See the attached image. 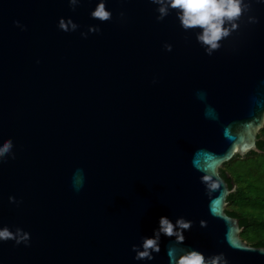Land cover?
Masks as SVG:
<instances>
[{
  "label": "water",
  "instance_id": "1",
  "mask_svg": "<svg viewBox=\"0 0 264 264\" xmlns=\"http://www.w3.org/2000/svg\"><path fill=\"white\" fill-rule=\"evenodd\" d=\"M97 3L0 0V144L11 138L15 152L0 164V227L31 234L27 247L0 243V264H169L174 238L162 235L152 261L132 251L161 216L193 222L178 250L264 264L226 212L235 189L221 176L264 152V5L209 56L175 10L157 21L149 0H106L113 16L101 22ZM61 17L79 27L60 30ZM89 26L101 31L85 39Z\"/></svg>",
  "mask_w": 264,
  "mask_h": 264
},
{
  "label": "clouds",
  "instance_id": "2",
  "mask_svg": "<svg viewBox=\"0 0 264 264\" xmlns=\"http://www.w3.org/2000/svg\"><path fill=\"white\" fill-rule=\"evenodd\" d=\"M156 5L157 21H163L170 13L175 10V14L180 22V26L185 30H199L197 34L198 42L204 47L205 53L209 56L222 47V41L232 32L239 28V21L246 14L251 13L253 3L264 5V0H149ZM69 6L73 11L81 4V0H68ZM120 17L125 18V13L120 12ZM93 19L101 22H107L112 19L113 13L106 7V0H98L95 8L90 12ZM247 21L250 24L259 22L254 15H247ZM19 27H25L19 20L14 22ZM57 27L68 33L75 32L79 27L71 17H61ZM99 26H89L87 32H81L80 35L87 39L89 33H99ZM166 51L171 52L173 46L169 43L164 44ZM39 63V61H37ZM157 81L154 79L153 83ZM200 100L206 99V94L202 91L197 92ZM208 110L206 109V115ZM14 143L11 138L0 144V164L7 162L9 157L15 159L13 152ZM204 181L210 179V176L202 177ZM73 188L79 191L83 187L84 175L82 169H77L73 173ZM209 187H216L211 184ZM9 202L19 206L22 201L17 200L15 196H9ZM192 221L179 217L173 222L167 216H161L158 221V227L153 230L151 236L142 238V243L132 245V251L135 253L136 261H152L155 259L154 254L161 252V237L174 238V245L183 244L185 240L184 232L192 227ZM201 226H205V222L201 221ZM14 241L19 246L21 244L30 246L31 234L22 228L11 230L8 226L0 227V243ZM169 246L166 254L169 264H228L222 253L215 254L210 257L196 249H177L175 246ZM264 252V251H262Z\"/></svg>",
  "mask_w": 264,
  "mask_h": 264
},
{
  "label": "trees",
  "instance_id": "3",
  "mask_svg": "<svg viewBox=\"0 0 264 264\" xmlns=\"http://www.w3.org/2000/svg\"><path fill=\"white\" fill-rule=\"evenodd\" d=\"M262 137H264V129L262 133H259L260 140L257 143L258 148L264 151V139ZM249 160L253 161L252 169L248 167L239 170L234 168L235 163H246ZM232 161L230 167L232 175L230 176L222 168L221 176L228 183L230 189H235L234 193L228 197L227 202L238 207L239 212L230 209H226V212L229 216L239 219L240 226L245 227L246 231L250 233L246 239H258L255 242H250L253 246L264 247V232H262V226H264V152L262 154L250 153L246 158L236 157ZM256 164L263 168L260 174H257ZM235 182L239 185L238 187L235 186ZM257 224L260 225V228H256ZM247 232H243L242 235Z\"/></svg>",
  "mask_w": 264,
  "mask_h": 264
},
{
  "label": "rangeland",
  "instance_id": "4",
  "mask_svg": "<svg viewBox=\"0 0 264 264\" xmlns=\"http://www.w3.org/2000/svg\"><path fill=\"white\" fill-rule=\"evenodd\" d=\"M264 129V128H263ZM262 129V130H263ZM262 130H261V132L260 133H262ZM262 139H264V137H262ZM233 162V161H232ZM232 162H230L226 167H222V168H224L226 171H227V173L231 176L232 175V172H231V169H230V167H231V165H232ZM252 162L253 161H251V160H249L248 162H243V163H240V162H237V163H235L234 164V168L235 169H245V168H253V164H252ZM260 162V161H259ZM256 166H257V170H258V173L257 174H260V171L263 169L262 167H261V165H258V164H256ZM221 168V169H222ZM235 186L236 187H238L239 185L237 184V182H235ZM226 209H230V210H237L238 212H239V210H238V207H236V206H234V205H231V204H228L227 205V207H226ZM256 214H257V212H256ZM256 228H260V225H256ZM262 232H264V226H262ZM248 233V232H247ZM244 234V235H242V237L244 238V239H246L247 238V235H249L250 233H248V234ZM252 235V234H251ZM264 239V238H263ZM258 239L256 238V239H247V241H249V242H255V241H257Z\"/></svg>",
  "mask_w": 264,
  "mask_h": 264
},
{
  "label": "flooded vegetation",
  "instance_id": "5",
  "mask_svg": "<svg viewBox=\"0 0 264 264\" xmlns=\"http://www.w3.org/2000/svg\"><path fill=\"white\" fill-rule=\"evenodd\" d=\"M242 229H243L242 233H243V232H247L245 227H242ZM242 233H241V235H240L241 238H242V240L246 241L249 245L253 246L249 241H247V239H244V238L242 237ZM254 247H255V246H254Z\"/></svg>",
  "mask_w": 264,
  "mask_h": 264
}]
</instances>
